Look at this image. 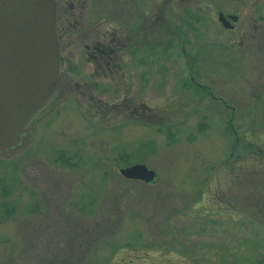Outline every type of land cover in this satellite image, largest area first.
Here are the masks:
<instances>
[{"label":"rangeland","instance_id":"374dc122","mask_svg":"<svg viewBox=\"0 0 264 264\" xmlns=\"http://www.w3.org/2000/svg\"><path fill=\"white\" fill-rule=\"evenodd\" d=\"M84 8L111 12L116 33L145 26V46L119 63L133 87L117 70L91 92L149 108L91 105L70 85L86 70L73 45L68 87L0 153V264H264V0ZM134 163L153 181L119 173Z\"/></svg>","mask_w":264,"mask_h":264},{"label":"water","instance_id":"95a60500","mask_svg":"<svg viewBox=\"0 0 264 264\" xmlns=\"http://www.w3.org/2000/svg\"><path fill=\"white\" fill-rule=\"evenodd\" d=\"M226 18L217 13L222 26L230 28ZM58 63L53 0H0V150L19 145L33 118L51 103ZM119 173L145 183L155 177L142 163Z\"/></svg>","mask_w":264,"mask_h":264},{"label":"flooded vegetation","instance_id":"af4514ba","mask_svg":"<svg viewBox=\"0 0 264 264\" xmlns=\"http://www.w3.org/2000/svg\"><path fill=\"white\" fill-rule=\"evenodd\" d=\"M53 4L54 30L58 45L59 58V80L54 97L62 89L65 90V88L68 87L67 84L68 82H71V76L77 71V66L66 56L68 53L72 56L71 48H73L74 45L78 48V56H80V61L85 64L86 70H84L79 76V81H73L70 85H72L80 95H85L87 99L90 100V104L113 106L124 105L128 114L131 116L144 118L145 110L149 108L147 106L149 104H146L143 98H131L130 96H125L121 97L119 102H113L111 100V102L108 103V101H102L94 95L93 82L101 81L110 84V87H113L114 78L116 77L115 74L119 71L122 80L125 83V91L133 87L136 83V80L134 79L135 77L130 76V74L123 69V66L119 63L121 60L132 55L138 47L145 46V26L141 24V21H138L132 26H125L121 33H116L114 31L111 12H108L103 16L95 15L89 20L86 18L84 8L85 0H53ZM60 10L63 12L67 11L70 14L67 16L63 15L60 13ZM224 14L226 15V13ZM227 24L232 25L231 23ZM119 30H121V27ZM73 49L76 52V49ZM141 73L139 72L138 75L140 74L142 77ZM141 81V78L138 77L137 84ZM47 107L45 109H47ZM36 117L37 116H35V118ZM35 118H33V120H35ZM13 148L0 150V153ZM43 191V195H47L44 188ZM32 195L38 196V194L33 192ZM44 198H46V196H44Z\"/></svg>","mask_w":264,"mask_h":264}]
</instances>
